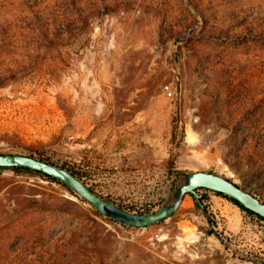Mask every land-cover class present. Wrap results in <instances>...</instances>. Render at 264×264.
<instances>
[{
	"label": "rangeland",
	"instance_id": "obj_1",
	"mask_svg": "<svg viewBox=\"0 0 264 264\" xmlns=\"http://www.w3.org/2000/svg\"><path fill=\"white\" fill-rule=\"evenodd\" d=\"M0 153L137 213L193 170L264 202V0H0ZM196 192L134 228L1 168L0 264H264V223Z\"/></svg>",
	"mask_w": 264,
	"mask_h": 264
},
{
	"label": "water",
	"instance_id": "obj_2",
	"mask_svg": "<svg viewBox=\"0 0 264 264\" xmlns=\"http://www.w3.org/2000/svg\"><path fill=\"white\" fill-rule=\"evenodd\" d=\"M0 167L27 168L50 176L66 186L101 216L128 227L143 228L169 217L176 211L183 197L187 194L192 195L199 208L205 211L199 199L200 196L196 192L199 188L218 192L235 200L244 209L264 219V202L262 200L231 180L209 171H188L179 178L169 180L165 200L152 211L137 213L128 211L100 196L72 171L35 156L17 153H0ZM212 230L222 242H225L216 230L213 228Z\"/></svg>",
	"mask_w": 264,
	"mask_h": 264
},
{
	"label": "trees",
	"instance_id": "obj_3",
	"mask_svg": "<svg viewBox=\"0 0 264 264\" xmlns=\"http://www.w3.org/2000/svg\"><path fill=\"white\" fill-rule=\"evenodd\" d=\"M43 160H45V159H43ZM1 168H7V167H0V169H1ZM8 169H11V170H13V171H15V172H27V173H32V174L38 175V176H40V177H43V178H45V179H47V180H50V181H52V182L60 183V182L56 181L55 179L51 178L50 176H47V175H45V174H42V173L37 172V171L30 170V169H27V168H21V167H10V168H8ZM73 173H74V172H73ZM215 193H217V194H219V195H222V194H220V193H218V192H215ZM223 196H224V195H223ZM224 197H225L226 199H228L230 202H232L234 205H236L238 208H240L242 211H245L246 213L251 214V215H252V214H253V215H256V214H254L253 212L244 209V208H243L240 204H238L235 200H232V199H230V198H228V197H226V196H224ZM81 200H82V199H81ZM95 213L98 214L96 211H95ZM98 215H100V214H98ZM256 216H257L258 218L264 220L262 217H259L258 215H256Z\"/></svg>",
	"mask_w": 264,
	"mask_h": 264
},
{
	"label": "built area",
	"instance_id": "obj_4",
	"mask_svg": "<svg viewBox=\"0 0 264 264\" xmlns=\"http://www.w3.org/2000/svg\"><path fill=\"white\" fill-rule=\"evenodd\" d=\"M163 90H165V91H167L168 93H170V88H169L168 85H164V86H163ZM197 190H205V189H204V188H199V189H197ZM206 190H207V189H206ZM198 194H199V196H200V195H201V192L198 193ZM252 215H253V214H252ZM253 216H254V218H255L256 220H258L261 224L264 223V220L258 218L256 215H253Z\"/></svg>",
	"mask_w": 264,
	"mask_h": 264
}]
</instances>
